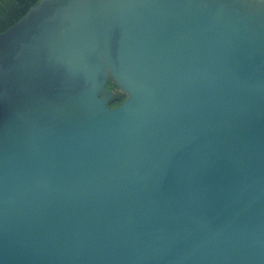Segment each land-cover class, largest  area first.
Listing matches in <instances>:
<instances>
[{
    "label": "water",
    "instance_id": "water-1",
    "mask_svg": "<svg viewBox=\"0 0 264 264\" xmlns=\"http://www.w3.org/2000/svg\"><path fill=\"white\" fill-rule=\"evenodd\" d=\"M0 264H264V0H39L0 32Z\"/></svg>",
    "mask_w": 264,
    "mask_h": 264
},
{
    "label": "trees",
    "instance_id": "trees-1",
    "mask_svg": "<svg viewBox=\"0 0 264 264\" xmlns=\"http://www.w3.org/2000/svg\"><path fill=\"white\" fill-rule=\"evenodd\" d=\"M39 0H0V32L6 30L10 25L19 20L31 6ZM106 88L114 89L115 95L110 100L111 106L121 104L127 97L113 79L106 84Z\"/></svg>",
    "mask_w": 264,
    "mask_h": 264
}]
</instances>
